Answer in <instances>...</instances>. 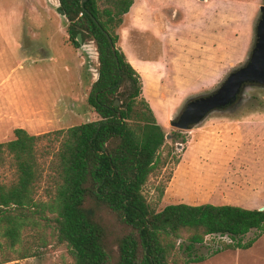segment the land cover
Returning <instances> with one entry per match:
<instances>
[{"label": "rangeland", "instance_id": "rangeland-1", "mask_svg": "<svg viewBox=\"0 0 264 264\" xmlns=\"http://www.w3.org/2000/svg\"><path fill=\"white\" fill-rule=\"evenodd\" d=\"M262 4L264 0L150 2L155 26L199 34L205 48L162 54L158 40H153L160 30L154 27L135 42L137 51L161 62L155 69L161 101L156 98L152 106L163 119L170 109L169 123L163 127L172 137L166 138L160 150L162 157H167L166 164L143 187L155 211L179 202L249 209L264 205V86L247 88L237 106L214 111L189 129L170 125L188 98L215 90L231 70L247 60ZM65 28L63 17L50 0H0V94H6L10 101L1 106L14 114L16 122L48 123L34 134L99 118L87 104L98 66L97 53L87 54L73 46ZM87 43L96 49L92 41ZM63 106L72 116L60 114ZM8 133L1 139L11 140L13 128ZM4 173L11 176L8 169ZM45 186L43 181L38 190L40 199H46ZM255 233L250 231L245 240ZM51 235L44 226L26 231L16 251L7 253L13 260L0 264H69L65 245ZM230 241L227 236H207L194 247L196 255L206 258L190 264H264V233L248 249L229 248L212 254ZM183 243L177 240L178 261L169 264H183L187 259ZM23 247L29 248L31 256L17 259Z\"/></svg>", "mask_w": 264, "mask_h": 264}, {"label": "trees", "instance_id": "trees-1", "mask_svg": "<svg viewBox=\"0 0 264 264\" xmlns=\"http://www.w3.org/2000/svg\"><path fill=\"white\" fill-rule=\"evenodd\" d=\"M59 2L69 42L79 47L80 34L95 45L99 75L87 104L99 118L40 134L17 127L11 140L0 142V262L13 260L7 253L41 226L65 245L69 264H169L178 261V239L187 254L183 264H190L206 258L194 247L211 235L231 240L212 254L250 248L264 233V208L179 202L155 211L143 193L166 164L160 150L168 133L117 44L133 0ZM43 181L46 199L38 197ZM252 230L257 233L245 240ZM29 256L23 247L17 259Z\"/></svg>", "mask_w": 264, "mask_h": 264}, {"label": "crops", "instance_id": "crops-1", "mask_svg": "<svg viewBox=\"0 0 264 264\" xmlns=\"http://www.w3.org/2000/svg\"><path fill=\"white\" fill-rule=\"evenodd\" d=\"M153 1L157 0H133L132 6L130 7L129 11L124 15L123 22L117 31L119 35L117 44L124 52L128 62L135 68V70L141 76L142 97L150 105L157 118V121L161 125L167 126L169 123L170 109L168 110L165 119H163L156 111V109L152 106V101H156V98H159V100L161 101V91L159 89L158 83L159 78L155 70L161 62L155 56H150L146 52L142 53L140 52L141 50L137 51L135 42L138 40L140 41L141 34H143L144 32L148 33L150 31L149 28L154 27L160 30L159 36L154 37L153 40H158L157 42L160 45V51L162 54H164L163 51H205V48L202 46L199 34L190 35L184 33L170 32L164 27L157 25L155 26V18L151 15L150 5V2ZM167 22L171 24V21ZM6 103H10L7 98V95L4 93L0 94V142H5V140H2L1 137L8 135V130L11 128H24L30 134H34L37 133V130H40L48 125V123L44 120H42L43 122L40 121L39 123H36V121L18 119L16 122L14 114L12 112L7 113L5 111L4 106H1V104ZM60 111V114L64 112H67L69 116H72L73 114L67 109V106L61 107ZM8 140L10 139H7V141Z\"/></svg>", "mask_w": 264, "mask_h": 264}, {"label": "water", "instance_id": "water-1", "mask_svg": "<svg viewBox=\"0 0 264 264\" xmlns=\"http://www.w3.org/2000/svg\"><path fill=\"white\" fill-rule=\"evenodd\" d=\"M83 1L81 0V3ZM50 2L55 9L60 6L59 0H50ZM60 16L65 19L64 15L60 14ZM106 36L118 65L115 46L108 34ZM77 41L79 47L87 54L97 53L89 43L83 42L80 34L77 35ZM98 75L96 71L95 79ZM252 85H264V4L259 7V15L254 28V42L247 60L241 66L231 70L215 90L188 98L178 114L170 120V125L177 129H189L202 122L210 113L233 102L237 95L243 94ZM115 103L118 101L116 100ZM168 137L169 135L166 136ZM263 208L264 206H261L258 209Z\"/></svg>", "mask_w": 264, "mask_h": 264}, {"label": "flooded vegetation", "instance_id": "flooded-vegetation-1", "mask_svg": "<svg viewBox=\"0 0 264 264\" xmlns=\"http://www.w3.org/2000/svg\"><path fill=\"white\" fill-rule=\"evenodd\" d=\"M252 86H258V85H252ZM263 86H261V87H263ZM243 99H244L243 95L239 94V95H237L236 99L233 102L228 103L226 106H224L223 108L219 109L218 111H223L225 109H229L231 107L237 106L238 103L240 101H242Z\"/></svg>", "mask_w": 264, "mask_h": 264}]
</instances>
